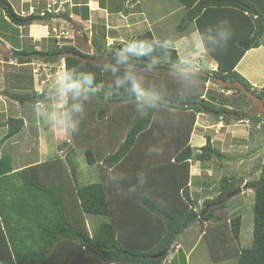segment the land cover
Returning a JSON list of instances; mask_svg holds the SVG:
<instances>
[{
	"label": "trees",
	"instance_id": "trees-1",
	"mask_svg": "<svg viewBox=\"0 0 264 264\" xmlns=\"http://www.w3.org/2000/svg\"><path fill=\"white\" fill-rule=\"evenodd\" d=\"M178 1L186 12L178 23L177 31H183L193 21L197 23L198 31H202V19L207 20L213 13H227L230 21L234 15L240 16L238 22L233 21L238 31L227 48L211 54L217 64L216 70L204 72L226 82H240L264 101V86L260 90L252 88L235 71L246 51L259 46L264 34V14L245 0ZM66 5L67 2L57 15L48 13L45 5L35 15L20 16L7 0H0L3 14L0 38L5 37L7 30L14 38L10 41L13 48L10 59L21 64L36 58L54 62L66 52L104 58L124 46L126 42L105 46L98 36H93L90 39L93 54L87 55L71 45L59 44L50 36L46 40L51 44L43 51L35 50L36 45L21 47L20 28L33 24L48 25L52 19L59 20L62 16L69 20V12L64 11ZM122 9L123 6H116V12ZM41 11L44 12L43 17L38 15ZM72 12L81 13L82 20H88L87 7H73ZM74 29L80 31L78 27ZM83 37L87 38L84 33ZM136 38L154 37L150 31H144L132 37ZM110 46V49L106 48ZM171 51V57L161 59L153 71L168 72L179 58L174 48ZM133 62L138 71L148 72L151 63L148 58ZM79 64H85L89 69L96 67L70 57L63 59V65ZM147 77L152 79L150 75ZM29 78L30 87L25 96L42 99L46 87L37 93L31 76ZM200 79L203 84L196 95L183 100L168 96L169 102L177 104H169L156 119L138 118L123 93L109 99H105L103 94L97 95L87 107L79 132L70 136L73 146L67 148L63 156L14 170L11 157L2 155L0 264H163L179 235L195 223L206 224L204 237L213 262L235 258L236 264H264V156L257 180L249 184L254 192L250 247L240 245L241 217L222 216L229 195L240 186L234 179L221 178L216 197L203 200L200 211L195 210L196 200L189 188L192 162L204 165L224 157L207 136L202 147L194 149L190 146L197 115L204 113L225 122L248 119L254 124L261 122L264 125L262 118L247 116L253 104L240 91L220 87L241 94L250 103L248 110L208 104L203 97L205 83L210 79L203 76ZM111 106L117 108L109 115ZM121 106L125 108L120 109ZM240 107L238 105L237 108ZM204 108L218 112V115ZM22 127L21 118H9L7 133L1 143L19 134ZM67 142L70 141L67 139L64 145ZM75 148H83L87 164L97 169L98 181L86 185L80 183ZM110 169L121 174L119 186L107 181ZM140 175L145 177L143 186H138L135 193L127 194L129 187L138 185ZM89 217L100 218L90 230L87 226ZM162 251L166 253L160 259L151 258Z\"/></svg>",
	"mask_w": 264,
	"mask_h": 264
},
{
	"label": "rangeland",
	"instance_id": "rangeland-1",
	"mask_svg": "<svg viewBox=\"0 0 264 264\" xmlns=\"http://www.w3.org/2000/svg\"><path fill=\"white\" fill-rule=\"evenodd\" d=\"M49 2H51V0H49ZM66 2L68 3V5L70 4L69 0L68 1L66 0ZM138 2L139 3L137 5V8L134 7L135 11L136 9H142L145 11L148 10L151 12L154 11L155 14L164 16L165 19L167 18L166 22L169 24L172 30L171 33L177 35L176 26L178 25L180 17L182 15V11L179 12L178 9L176 8L177 6L180 5L178 0H139ZM132 3H134L133 0H132ZM68 5L65 6L64 11L67 10ZM2 17H3V14L0 13V20ZM74 24L80 27L78 28L80 31H77L74 29L75 27L73 26ZM98 24H100V22ZM36 25H42V24H36ZM138 27L139 28H137L136 30L137 32L135 31L134 32L130 31V32H132V34L133 33L139 34L143 31L142 29L144 28L146 29L148 26L140 25ZM102 28L104 29V24H101V26H99L98 28L93 25V28L91 30L89 28L84 27V25H82L81 23L72 21L71 19L65 20L63 17H61L59 20H55V23L53 26H50L49 28L50 30L48 31L50 33L47 38L52 36L53 38L57 39V41L61 45H71L82 53H85L87 55H92L93 49L90 43L91 37L98 36L101 39V41L105 44V46H107L108 42H111L108 40H110L111 37L114 35L111 32L103 30ZM113 29H110V31L113 32L114 31ZM22 30H23L22 35H25L26 30L25 29H22ZM84 31L88 32L89 34L87 38L83 37ZM119 34H122L123 36V31H119ZM126 34H131V33H126ZM10 35L11 33L8 30L5 31V37L1 38L3 39L2 41L7 42V40H11L12 37ZM106 37H109L110 39L106 40ZM121 39H124V42H127L128 41L127 39L129 38L121 37ZM27 40H29L30 42ZM160 40H165V39L161 37ZM2 41H0L1 44L2 43L4 44V42ZM50 44L51 42L47 41L46 39H43L42 41H39V42L31 43V40L27 39L24 36L23 43H21V47H23L24 45L25 47L26 46L33 47L34 45H36V47H38V50L43 51ZM106 48L110 49L111 46L106 47ZM11 49H13L12 46H10V50ZM41 59L36 58L34 60L22 61L23 62L22 64L20 61L15 59L14 60L15 66L10 67V70L14 69V72H15L14 83H13V79L10 77L9 80H11V83L6 84L4 86L3 76H2V73L0 72V88L3 87L4 89H6V92H5L6 95L11 96V98H33V97L25 96V94L28 93V90L30 87L29 76H31V79H32L33 89L35 91L36 89L41 90V85L39 82L45 78V75L50 74L53 77L54 74L63 65V60L60 58H57V60H55L54 62H46ZM1 60H6V59H4L3 56L0 55V61ZM34 69H39L40 77L37 78L38 82L36 81L32 73ZM206 70L209 71L208 69ZM140 72L144 73L146 76L150 75L153 80L165 81L168 84V93H169L168 96L176 97L175 93L174 94L171 93V92H175L173 90V87H175V85L172 84L168 80V72H165V71L144 72L141 70ZM46 84L48 85V83ZM205 89H206V93H205L204 98H206V101L208 102V104H212L214 107L229 106L230 108L235 109V110L236 109L247 110L249 108L250 103H248L247 100L243 98L241 94L239 93L237 94L236 91H233V90L225 91L212 81H208L207 83H205ZM35 101L36 100L25 102L23 103V107L17 104H14V105L12 104V108L14 112L11 114L12 109H10L9 117L15 118L16 116L18 115L20 116L22 114L26 117V121L28 119L29 121L33 120L34 123L40 124V128H45L41 130V132L43 133L44 145H46L45 147L47 151V153H45V156H46L44 158L45 160L50 159L51 157H54V156H63L67 152V148L69 147L71 148V146H73L70 136L64 135L58 130H53L49 128L46 124L43 123V121L39 120L35 116L32 110V105L35 103ZM238 105L239 106L241 105V107L237 108ZM115 108H117V106L109 107L108 109L109 115H110V112L115 110ZM122 108H125V106L120 107V109ZM12 115H15V116H12ZM252 118L255 120V117H252ZM228 121L232 122V124L235 125V128L233 130H235V137H236L235 139H237L236 143L239 145L242 144V146H239V147H236L234 145L230 147L228 146L223 149V151L224 152L227 151V153L225 154L223 153L224 157L222 158V161L221 160L216 161L214 159L213 161H209L205 163V167H207L208 165L210 167L209 174L212 175L211 177H209L210 181H208L207 179H203L205 183H208V184H206V186L202 188L198 187L199 193H197V195L196 193H192V195L193 194L195 195V196L193 195V199L196 200L195 210L200 211V209L202 208L203 200L207 198L208 199L214 198L219 193L220 177H223V176L232 177L236 181V183L240 185L239 188L241 189V192L228 199L227 204H226V210L222 211L223 213L222 216L228 215L229 217H233V216L238 215L241 217L242 223H241V231H240V245L243 248H248L250 247L252 243L253 204H254V192H253L252 187L249 184L250 182H254L257 180L258 174L261 168V164L263 161L264 127L261 126L260 130H254L255 128L254 122L252 123V121H249L248 119H245L243 121H235V120L229 119ZM199 126H202V127H196V129H194L193 131L194 135L192 137L193 139L192 146H194V149H196L197 146L200 147L201 144H205V141H206L205 137L208 135L211 136L215 134L214 139L221 137V134H217L218 133L217 131L219 130H217L215 127L206 129V127H204L205 125L201 123L199 124ZM227 130H231V129L227 128ZM219 132L222 133L221 131ZM1 133L2 132L0 131V136H1ZM20 138L22 137L20 136L15 137L14 140L18 141V145H15L14 147L13 145H9V143L14 140L10 141L9 143L7 142L0 143V148H1L0 155L10 156L11 162H12V158L14 155V160L16 164H17V161L18 163H21V162L24 163L36 155L35 152L32 151L29 154L25 153L24 157L21 156L22 153L25 151V149L28 148L29 142L27 138L23 141H20L21 140ZM67 139L70 142L69 143L67 142V144L64 145ZM235 139H233V141ZM254 139H256L257 141L256 146L253 143ZM82 149L83 148L81 149L75 148L74 151L76 152V160L78 162L79 181L82 185H86V184L94 183L98 181L97 169L95 166H89L87 164L86 159H85V153ZM234 149L237 151L233 152ZM254 150H257L258 152L257 153L255 152V154H253ZM252 154L254 158L253 160H251ZM39 155H43V154L39 153ZM18 156L20 158H18ZM192 163H195V162L193 161ZM195 166H197L196 163H195ZM205 174H208V173H205ZM246 183L248 184L245 185ZM195 185L192 186L193 189L197 188L196 187L197 185L196 186ZM99 221H100V218H96V217L87 218L88 229L89 230L92 229V227L95 226ZM195 228L198 229V227H195ZM198 231L199 229L197 231H195V229H190L188 232V235L191 237L196 236ZM184 236H185V233L183 232V234L180 235L179 239L184 238ZM207 243L208 242L206 238L203 237L202 241H200V243L196 246L195 252L192 254L190 258H188L187 264H216V263L236 264L235 258L227 260L224 263H222V261L213 262V260L210 259L211 256L209 257L207 254L209 253ZM171 254H172V250L169 251L167 257H169ZM167 257L163 261V264H168ZM180 263L184 264L183 258H182V262ZM172 264H177V263L176 261H174Z\"/></svg>",
	"mask_w": 264,
	"mask_h": 264
},
{
	"label": "clouds",
	"instance_id": "clouds-1",
	"mask_svg": "<svg viewBox=\"0 0 264 264\" xmlns=\"http://www.w3.org/2000/svg\"><path fill=\"white\" fill-rule=\"evenodd\" d=\"M232 35L227 19L192 34L183 54L168 70V80L175 85L177 100L198 93L200 78L209 66L211 54L226 49ZM174 47V42L169 39L136 38L128 40L112 53L110 60L97 64L94 69L85 64L63 65L43 90V98L32 105V110L49 128L72 136L79 132L94 97L103 94L109 99L123 93L138 118L156 119L168 108V84L163 80L149 79L137 70L133 61L148 58L151 63L147 71L151 72L161 59L171 57ZM121 180L120 173L109 170V183L119 186ZM144 183L145 177L140 175L138 185L129 187L127 194L135 193Z\"/></svg>",
	"mask_w": 264,
	"mask_h": 264
},
{
	"label": "crops",
	"instance_id": "crops-1",
	"mask_svg": "<svg viewBox=\"0 0 264 264\" xmlns=\"http://www.w3.org/2000/svg\"><path fill=\"white\" fill-rule=\"evenodd\" d=\"M7 1L13 7L15 13L19 14L20 16H27L29 8H34L35 11L38 12L42 8H44L47 2H49V0H7ZM133 1L134 3H132V0H69L70 4L66 12L69 10L68 11L70 14L69 17L72 21L81 23L82 25H84V27L89 28L91 30L93 28V25L98 28L99 26H101V24H104V29L103 28L102 29L114 34L111 37V39L109 37H106V40L110 39L108 41H111V42H108L107 46L111 45L113 42H124V39H121V37L122 38L126 37V38H129L127 40H131L132 37L136 35V33L132 34V32L130 31L137 32L136 30L137 28H139L138 26L146 25L148 27L146 29L145 28L142 29L143 30L142 32L150 31L153 37L159 40L161 37L163 39H171L175 45L174 49L177 51L178 57H180L183 54L184 47L187 43V40L192 36L193 33L198 31L197 23L193 21L192 23H189L188 26L183 31H177L176 29L177 35L172 34L171 33L172 30L169 24L166 22L167 18L165 19L164 16L155 14L154 11L151 12V11H148V10L145 11L142 9H136L135 11L134 7L137 8L139 0H133ZM245 2L252 4L256 9L259 10L260 13L264 14V0H245ZM118 5L123 6V9L121 12H116V6ZM73 7H87L88 8V20L87 21L82 20L83 17L81 16V13H73V12L71 13V10ZM176 8L178 9L179 12L182 11V15L180 17L181 19L182 16L186 12L185 8L183 7V5H181V3ZM0 13H1V10H0ZM227 16H228L227 13H222V12L210 14L207 20L202 19V25H203L202 31L206 29L207 27L215 26L222 19H227ZM239 17L240 16L238 15L237 16L234 15L233 21L238 22ZM5 20L8 21L7 18H5ZM55 20L56 19H52L51 21H49L48 25H44V26L33 24L25 28H20V31L22 34H23L22 29L26 30L25 35H22L21 38L23 39L25 36L27 39L31 40V43L39 42V41H42L43 39H46L50 33L48 32L50 30L49 28L50 26L54 25ZM228 21L232 28V32H233L232 36H236L234 34L237 33L238 27L235 25V23H233V21H230V20ZM99 22L100 24H98ZM209 22H213L214 24L210 25ZM110 29H113L114 31L112 32L110 31ZM119 31H123V36L122 34H119ZM126 33H131V34H126ZM12 39L14 38L12 37L11 40ZM2 40L3 39L0 38V41ZM11 40H7L8 43L5 41H2L4 42V45L9 50L11 46L10 45ZM35 50H38V47H35ZM14 66H15V62L13 59L9 58L7 61L6 60L0 61V72L2 73V76H3L4 86L6 84L11 83V80H9L10 77L13 79V83H14L15 72H14V69L10 70V67H14ZM216 67H217V64L215 60H213L210 57L209 66L207 69L209 70V72H213L216 70ZM235 71L239 73L248 82V84H250L252 88L260 90L264 86V34L262 35L259 41V46L257 48H253V49L246 51V53L243 55V57L241 58L237 66L235 67ZM5 92H6V89H4L3 87L0 88V131L2 132L0 136V143L7 133V120L10 118L9 117L10 109H12L11 114L14 112L12 108V104L13 105L17 104L23 107V104L20 105L16 103L15 98H11L9 95H6ZM227 108L232 109L229 106H227ZM12 116H15V115H12ZM15 118H21L23 121L22 130L16 136L22 137L20 138L21 139L20 141H23L27 138L29 142L28 148L25 149V151L22 153L21 156L24 157L25 153L29 154L32 151H34L36 155L24 163L23 162L18 163L17 161V164L15 163L14 155H13V158H12L13 169L20 170L30 164L45 161L44 158L46 157L45 153H47V151L45 147L46 145H44L43 133L41 132V130L45 128H40V124L34 123L33 120L29 121L28 119L26 121V117L22 114L20 116L19 115L16 116ZM200 123L205 125L204 127H206V129L215 127L217 130L222 132L220 133L219 131H217L218 132L217 134H221V137L217 139H214L215 134H213L214 136L213 135L207 136V137H210L211 143L213 144V146L217 148L221 153H224V154L227 153V151L224 152L223 149L228 146L229 147L233 145L236 147L242 146V144L239 145L236 143L237 139H235L236 138L235 130H233L235 128V125L232 124V122H229V121L225 122L222 118L216 119V118L210 117L209 115L203 113V114L197 115L194 129H196V127H202V126H199ZM261 126L264 127L263 123L261 122L256 123L254 129L260 130ZM227 128L231 130H227ZM193 131L190 137V146L192 148H194V146H192V141H193L192 137L194 135ZM16 136L4 141V143L6 142L9 143L10 141L14 140ZM233 139L235 140L233 141ZM253 143L255 146L257 145L256 139H254ZM9 145H13L14 147L15 145H18V141L14 140L10 142ZM203 145L204 144H201L200 147H202ZM200 147L197 146L196 149ZM236 151L237 150L235 149L233 150V152H236ZM255 152L257 153L258 151L257 150L253 151V154H255ZM39 153L43 155H39ZM253 154H252L251 160L254 159ZM1 156L2 155H0V157ZM18 158L20 157L18 156ZM196 165L197 166H195V163H192L190 167L191 182H190L189 188H190L191 193H196L197 195V193H199L198 187L202 188V187H205L206 184H208V183H205L203 179H207L208 181H210L209 177H211L212 175L209 174L210 173L209 165L205 167V164L202 165L199 162L196 163ZM205 173H208V174H205ZM223 177H220V180ZM226 177L232 178L228 176ZM194 185L197 188L193 189L192 186ZM195 227H198L199 229L198 233L196 232L197 235L192 236V237L189 236L188 232L190 229H195V231L198 230ZM205 227H206V224H203V225L198 224V223L192 224L189 228H187L184 231L185 233L184 238L179 239L180 237L179 235V237L177 238V240L172 246V249H171L172 254L169 257H167L168 264L169 262L170 264H172L174 261H176L177 264H182L180 263L182 262V258H183L184 264H187L188 258L192 256V254L196 250V246L200 243V241H202L204 237L203 233H204ZM207 254L210 257V254L209 253ZM227 260H230V259H227ZM227 260L222 261V263H224ZM216 264H219V263H216Z\"/></svg>",
	"mask_w": 264,
	"mask_h": 264
},
{
	"label": "water",
	"instance_id": "water-1",
	"mask_svg": "<svg viewBox=\"0 0 264 264\" xmlns=\"http://www.w3.org/2000/svg\"><path fill=\"white\" fill-rule=\"evenodd\" d=\"M73 26L80 28L79 26H77L76 24H74ZM84 34L88 37L89 34L84 31ZM0 55L1 56H5L10 58L12 55V52L4 45L0 43ZM112 54H109L107 57L104 58H88V57H84L81 55H78L76 53H71V52H66V53H62L59 58L60 59H65V58H74V59H78L80 61L83 62H88L91 63L93 65H97V64H102L105 62V60H110L111 59ZM203 77H210L212 82H214L215 84H217L219 87L221 88H230L233 90H237L240 91L244 96H246L253 104V109L247 113V116L251 117V116H258L260 118H262V120L264 121V101L261 100L260 98L256 97L254 94L250 93L240 82H226L223 81L222 79L216 78L211 76L210 74L203 72V74L201 75ZM34 98H15V102L22 105L25 102H30L33 101ZM169 104H177L174 102H169ZM204 110H206L209 113H213L215 115H218V112H214L212 110L206 109L204 108ZM235 116V115H234ZM245 115H243L244 117ZM237 117V115H236ZM241 189L238 188L237 190L231 192V194L229 195V198L235 196L236 194L240 193ZM166 251H162L160 253H157L155 255H153L151 258L153 260L156 259H160L161 257H163L165 255Z\"/></svg>",
	"mask_w": 264,
	"mask_h": 264
},
{
	"label": "built area",
	"instance_id": "built-area-1",
	"mask_svg": "<svg viewBox=\"0 0 264 264\" xmlns=\"http://www.w3.org/2000/svg\"><path fill=\"white\" fill-rule=\"evenodd\" d=\"M65 3H66V0H64V1H63V0H51V2H48V3L46 4L45 10H46L48 13H53L54 15H57V14H59V13L61 12V10H63V6H64ZM36 13H37V12L35 11L34 8H29V9H28V14H27V15H28V16H30V15H35ZM38 15L41 16V17H43V16H44V12L41 11ZM44 66H46V65H44ZM62 66H63V65H62ZM62 66H61V67H62ZM61 67H60V68H61ZM32 73H33L34 78H35L36 81H37V78L40 77L39 69H34V70L32 71ZM51 77H52V76H51L50 74L45 75V78L39 82L40 85H41V90L36 89V92H37V93H41V92H42V90L47 86L46 83H49ZM37 82H38V81H37Z\"/></svg>",
	"mask_w": 264,
	"mask_h": 264
},
{
	"label": "flooded vegetation",
	"instance_id": "flooded-vegetation-1",
	"mask_svg": "<svg viewBox=\"0 0 264 264\" xmlns=\"http://www.w3.org/2000/svg\"><path fill=\"white\" fill-rule=\"evenodd\" d=\"M209 72V71H208ZM212 76V75H211ZM210 81H211V78L209 77ZM229 83V82H228Z\"/></svg>",
	"mask_w": 264,
	"mask_h": 264
}]
</instances>
